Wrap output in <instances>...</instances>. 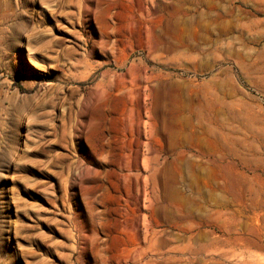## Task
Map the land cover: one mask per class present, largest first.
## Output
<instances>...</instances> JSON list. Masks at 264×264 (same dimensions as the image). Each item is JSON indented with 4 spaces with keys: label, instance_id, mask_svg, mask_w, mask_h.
<instances>
[{
    "label": "rangeland",
    "instance_id": "rangeland-1",
    "mask_svg": "<svg viewBox=\"0 0 264 264\" xmlns=\"http://www.w3.org/2000/svg\"><path fill=\"white\" fill-rule=\"evenodd\" d=\"M0 264H264V0H0Z\"/></svg>",
    "mask_w": 264,
    "mask_h": 264
},
{
    "label": "bare ground",
    "instance_id": "bare-ground-1",
    "mask_svg": "<svg viewBox=\"0 0 264 264\" xmlns=\"http://www.w3.org/2000/svg\"><path fill=\"white\" fill-rule=\"evenodd\" d=\"M153 113V112H152ZM176 131V130H175ZM174 132V131H173ZM222 223V222H221Z\"/></svg>",
    "mask_w": 264,
    "mask_h": 264
}]
</instances>
